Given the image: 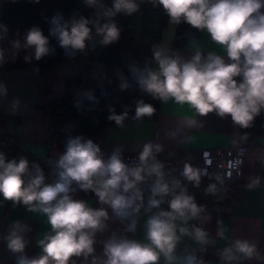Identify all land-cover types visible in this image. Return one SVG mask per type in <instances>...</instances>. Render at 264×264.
<instances>
[{
	"label": "clouds",
	"instance_id": "obj_1",
	"mask_svg": "<svg viewBox=\"0 0 264 264\" xmlns=\"http://www.w3.org/2000/svg\"><path fill=\"white\" fill-rule=\"evenodd\" d=\"M39 2V0H36ZM153 6H160L168 17V23L179 26L186 23L192 28L207 32L212 42L221 46L224 56L215 52L203 53L198 44L189 58L164 43L151 47V62L144 68L135 65L130 71L141 92L161 103L173 101L178 105H188L195 114L205 117L215 113L220 118H231L235 126L248 129L257 116L264 112V0H150ZM90 8H97L94 18L77 17L70 20L57 13L50 20L49 36L54 37L67 57L84 52L94 34L99 43L108 46L118 42L121 29L115 21L118 14L131 16L140 10L137 0H112L111 7L103 0H84ZM94 30V34H93ZM0 39L7 34L6 27L0 26ZM49 36L42 29L33 26L23 34V41H10L12 60L15 61L21 48L32 50V55L24 57L26 62L37 61L55 54L50 46ZM5 49L0 47V64L5 61ZM35 71L39 72L36 68ZM120 89L130 87L127 79L120 77ZM8 90L0 83V96L6 97ZM89 100L95 97L86 93ZM20 104L19 98L12 101L15 114ZM77 108L81 107L79 101ZM128 107L121 114L109 108L108 120L123 126L128 117ZM155 107L143 99L135 102L134 119L151 117ZM196 119L184 118L183 125L194 128ZM174 136L175 133H169ZM162 145L151 141L143 144L138 153V163L126 164L122 149L116 147L105 158L101 147L83 135L69 136L64 151L57 159H49L51 182H47L44 170L38 163L20 156L8 159L0 151V197L12 202L13 206L23 205L29 212H38L47 218L50 231L37 240L40 253L32 258L25 254L28 240L24 233L30 228L14 221L7 235L0 237L7 249L16 255V264H76L75 258L88 260L91 264H205L195 254L184 257L176 255L177 245L183 236L191 237L204 251L210 241L209 233L199 226L188 227L191 220L201 218L206 207L196 202L180 181L173 184L179 192L164 179V164L157 160ZM183 177L199 186L201 178L209 175L206 169L185 164ZM155 177L148 201L149 209H160L164 197L168 210H159L145 223V239L139 241L113 234L103 243L102 257L95 254L97 233L106 230L109 213L103 205L121 220L138 214L143 206V194L139 187L148 177ZM220 180V176H215ZM260 183L253 179L249 188ZM77 190L93 192L99 208H93L85 200L74 199ZM216 184H210L206 192L215 194ZM159 197V199H157ZM139 201V203H138ZM210 219V217H204ZM179 222V223H178ZM218 225L221 223L217 222ZM126 232L136 231V220L127 225ZM217 236L227 239L225 230L218 227ZM221 264H234L241 260L262 259L255 242L249 239H235L220 251Z\"/></svg>",
	"mask_w": 264,
	"mask_h": 264
},
{
	"label": "crops",
	"instance_id": "obj_2",
	"mask_svg": "<svg viewBox=\"0 0 264 264\" xmlns=\"http://www.w3.org/2000/svg\"><path fill=\"white\" fill-rule=\"evenodd\" d=\"M3 2L4 0H0V17ZM175 28L176 26L167 23L162 31L160 43L178 50L186 58H189L194 51L193 45L198 44L203 53L215 52L224 56L225 61L228 62L223 48L212 42L207 32L199 31L196 37L188 38L182 47L174 46ZM14 38H20L23 41V34L11 40ZM99 39L100 37L94 34V39L88 42L84 52H78L74 57L41 76L35 71L39 61L33 58L31 62H26L24 59L26 55H32V50L21 48L13 62V49L9 42V50L5 55L6 62L3 64L4 69L0 72V83L5 84L8 90L6 97L0 96V139L11 140L22 155L38 161L45 160L49 123L45 113L36 106L46 105L63 97L66 94L67 80L73 82V89L78 95L86 96V93L106 89V65L97 58L103 48ZM43 91L46 92L44 95ZM15 98H19L20 104L13 114L11 105ZM185 117L196 119L197 126L194 128L184 126ZM169 133H175V135L172 136ZM102 136L105 139L104 153L107 155H110L116 147L122 149V155L138 154L143 144L151 141L162 145L163 150L158 153L160 159L177 165H194L200 151L205 149L244 147L246 156L243 177L235 181L236 194L229 210L223 212L215 208L202 213L200 219L189 221L188 227L199 226L206 230L210 241L215 243H209L203 247L218 256L220 251L235 239H249L256 243L262 259L241 261L244 264H264V184L259 183L253 188L248 187L253 179L258 177L260 180L264 173V137L243 134L230 117L222 119L215 113L200 117L188 105L181 106L171 100L160 104L156 118L129 120L124 122L122 127L112 125L102 133ZM46 177L47 182L53 179L50 174ZM72 196L74 199L87 201L93 208L102 206L95 193L93 196H86L77 190L72 193ZM150 197V188H147L144 191V203L139 213H134L124 220L116 217L107 205H103L109 213V219L106 221V230L96 235L97 242L94 247L97 256L102 257L103 243L113 234L117 237L126 236L129 239L144 241L146 220L161 209L168 210L167 201L170 199L164 197L160 209H149ZM204 217H210V219H204ZM132 219L136 220V231L126 232L125 229ZM14 221H19L30 228V231L24 233L29 241L25 254L29 258L37 256L41 251L37 240L50 231L47 218L38 212H29L23 205L13 206L12 204L6 210L4 203L1 202L0 237L7 235ZM218 221L221 222L219 225ZM218 227L225 230L227 239L217 236ZM201 247L191 237L183 236L177 245L176 255L184 257L193 254ZM75 259L76 264H91V257L88 260L82 257ZM204 262L220 264L212 259ZM0 264H16V255L7 249L2 239H0ZM160 264H165L163 257Z\"/></svg>",
	"mask_w": 264,
	"mask_h": 264
},
{
	"label": "trees",
	"instance_id": "obj_3",
	"mask_svg": "<svg viewBox=\"0 0 264 264\" xmlns=\"http://www.w3.org/2000/svg\"><path fill=\"white\" fill-rule=\"evenodd\" d=\"M140 3V10L131 15L118 14L114 19L121 29L118 42L103 46L97 58L106 65V89L91 93L95 100H89L87 96L78 95L73 89V82L67 80L66 94L46 105L36 106L42 110L48 118V123L70 124L72 135H83L84 137L100 136L112 125L114 121L108 120L109 108H114L117 114H121L125 106L128 107V117L124 122L133 120L135 114V102L143 99L146 103L152 104L156 111L151 117L156 118L161 102L154 100L151 96L141 92L130 71L135 65L144 68L146 63L151 62V47L160 44L163 29L168 23V17L160 6H153L150 0H137ZM103 3L111 7L112 0H103ZM97 8H90L84 0H4L0 22L7 26V34L0 39V47H3L5 55L9 50L11 38L24 34L33 26L42 29L45 36H49L50 20L57 13L65 20H70L73 15L94 18ZM2 34V33H0ZM199 31L186 23L175 28L174 46L182 47L188 38L196 37ZM50 46L55 48V54L48 55L39 60L38 74L44 75L50 70L70 59L60 48L54 37L49 36ZM4 65L0 64V72ZM123 76L127 79L130 87L120 89ZM46 92H42L44 95ZM81 104L80 108L75 106L76 102ZM243 134H250L264 137V112L257 116L253 126L248 129H241ZM80 191V190H78ZM86 196H93V192L80 191ZM203 261L212 259L221 264V257L207 250L197 249L194 253ZM234 264H244L242 261Z\"/></svg>",
	"mask_w": 264,
	"mask_h": 264
},
{
	"label": "built area",
	"instance_id": "obj_4",
	"mask_svg": "<svg viewBox=\"0 0 264 264\" xmlns=\"http://www.w3.org/2000/svg\"><path fill=\"white\" fill-rule=\"evenodd\" d=\"M0 26L6 27L7 29L6 24L3 22H0ZM69 136H73L72 126L70 124H58L57 122L49 124L45 143L46 155L44 161H38L35 158H29L20 154L14 143L7 138L0 139V151L4 152L8 159H18L20 156H24L30 161V163H38L47 176L51 173V166L47 161L49 159L55 160L58 158V156L64 151L65 142ZM86 138L92 139L101 147L105 158L109 156L104 153L105 139L102 135ZM122 156L126 164L135 165L138 163V154H126ZM245 156L246 149L244 147H217L200 151L198 160L191 166L194 168L206 169L209 175L202 176L198 187L183 177L182 172L185 165H177L173 162L164 161L160 159L158 154L157 160L164 164V179L173 188L174 193L179 192L180 189L176 188L173 182L180 181L181 187L186 188L188 194L193 195L198 204L206 207V212L215 208L227 212L236 194L237 187L235 181H238L243 177ZM217 175L220 176V180L215 179V176ZM154 179V176L148 177L144 183L139 185L143 194V203L144 191L147 188H151ZM259 181L264 184V173ZM213 183H215L217 187L216 193H207V187ZM168 197L171 199V195ZM1 202L4 203L6 210L12 205V202L5 201L3 197H0V203Z\"/></svg>",
	"mask_w": 264,
	"mask_h": 264
}]
</instances>
